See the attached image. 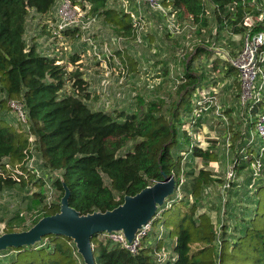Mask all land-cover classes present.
Here are the masks:
<instances>
[{"label":"trees","instance_id":"16d2710c","mask_svg":"<svg viewBox=\"0 0 264 264\" xmlns=\"http://www.w3.org/2000/svg\"><path fill=\"white\" fill-rule=\"evenodd\" d=\"M70 1L83 9L89 8L90 15L102 17L117 35H133L134 26L130 15L111 7L113 0ZM57 2L0 0V93L3 95L0 110L5 111L10 101H19L25 105L28 113V129L8 124L5 121L7 112L1 113L0 172L10 173L7 178L10 181L13 170L19 167L23 172L20 181H17L20 183L24 182L27 173L37 174L28 166L33 156L30 141L33 135L36 140L34 155H40L41 167L49 171L51 176L48 179L59 194V202L46 205L43 215L34 220L32 227L26 230H20V226L13 227L12 222L20 218L17 214L10 220L6 233L29 231L43 218L60 213L61 202L67 191L70 192V207L87 216L112 211L121 206L126 197H134L164 181L165 176H173L182 199H171V207L167 209L163 206L160 215L162 217L169 213L168 221L171 224L176 222L178 226L173 249L176 259L166 264H264V153L257 157L261 168L256 181L252 169L255 159L242 154L248 142H241L235 170L243 172L242 168L247 166L252 175L242 185L233 183V191L228 189V193L232 197L238 196L239 189H242L240 203L252 205V209L246 207L240 213L242 228L237 222L232 230L222 224L221 235L212 217L200 211L207 188L215 182L213 174L202 168L189 175L183 167L181 154H173L180 134L186 142L190 138L187 131L181 133V126L190 120L197 91L202 86L203 77L199 71H195L194 59L187 62L183 82L177 86V99L171 105L159 101L150 103L142 111L95 110L89 104L90 93L79 69L68 71L66 64H58L59 59L44 55L36 43L29 45L27 42L30 13L50 15ZM162 2L176 10L179 17L187 16L200 24V28L207 27L210 16H206V12L211 9L212 17L222 30H232L242 35L245 33L242 21L250 5L244 0ZM261 24L254 28V33L264 31V22ZM70 34L76 36L79 31L74 29L64 32L65 37ZM202 53L209 54L200 48L196 56ZM78 60L79 55H75L70 62L75 64ZM229 67L228 72L237 71L232 64ZM68 83L71 84L69 90ZM263 102L255 104L253 108L248 104L250 116L262 111ZM202 120L198 121L197 126ZM129 143H132L131 147ZM214 156L209 149L193 146L187 158L191 161L196 158L212 161ZM185 174L192 178L187 183L183 180ZM36 182H42L45 186L48 180L39 176ZM43 198L32 199L26 208L36 209L43 203ZM236 203L227 201L224 204L232 220L238 219L234 215L235 211L243 208H237ZM232 231L234 233H229ZM98 237L92 239L96 264H155V249L144 246V243L139 253L133 255L115 242L102 241L101 254L97 257L95 240ZM14 249L16 256L0 264H85L74 240L64 236L50 235L35 245Z\"/></svg>","mask_w":264,"mask_h":264},{"label":"rangeland","instance_id":"374dc122","mask_svg":"<svg viewBox=\"0 0 264 264\" xmlns=\"http://www.w3.org/2000/svg\"><path fill=\"white\" fill-rule=\"evenodd\" d=\"M127 1L129 2L127 10L134 7L135 12L141 11L143 15L145 14L144 9L149 11L143 5L138 9L137 0H113L111 7L125 11ZM62 5V1L58 0L52 10L53 13L47 16H39L32 11L28 19L26 39L29 45L36 43L41 52L48 57L61 59L66 55L63 64L67 65L68 71L79 69L82 73V78L87 83V91L90 93L89 104L95 110L113 112L135 109L142 111L150 103L159 101H165L168 105H171L177 99V86L183 82L186 64L192 58L194 59L195 71H200V74L207 81L203 83L202 88L198 89L197 95H205L208 102H212L209 110L202 118L209 122L210 130L206 128L199 132L198 126L192 129L190 125H187L189 121L187 120L181 126V133L187 131L191 139L195 137V144L201 146V148L212 147L215 156L212 161H202L200 158H196L194 161L189 160L187 155L191 153L193 146L187 145L182 134L179 135V143L173 148V154H181L184 159L183 167L187 174L193 175L202 168L213 174L215 182L207 188L200 211L212 217L219 235L222 234V224L229 226L232 230L239 223V228H242L239 222L241 219L240 213L246 207L252 209V205L247 206L240 203L243 197L242 189H239L241 191L237 193L238 196L232 197V194L228 193L227 185L229 183H232L231 185L233 183L234 185L237 183L242 185L246 179L250 178L252 173L249 172L247 166L242 168L244 169L243 172L235 170L237 152L241 151V148L237 149V147L244 139L248 142L241 152L245 156L251 155L255 159L252 169L256 181L259 179L257 176L261 168V162L257 157L259 154L264 153V149L261 148L263 141L257 130L258 118L261 114H264V104L259 114L250 116L244 103L240 74L235 70L228 72L231 60L242 51L244 35L231 34L222 30L221 25L212 17V10L210 9L208 20H211V23L207 28L201 27L199 32L192 30L188 27L192 26L191 19L180 15L178 19L185 27L181 34L174 35L170 33L167 29L166 20L163 19V23H157L156 21V24L152 25V28L155 26L154 30L157 31V39L147 42L145 40L147 27L141 31L139 36L124 37L117 35L111 26L104 27L98 24L100 27L97 28V25L95 26L96 22L92 24L89 32L84 33L81 31L79 35L68 37V39H66L67 37L64 38L63 35L61 37H50L48 29H51V25L54 26L56 20L59 19ZM253 11V6H250L249 13ZM145 21L148 26L149 21L146 18ZM248 23L252 24L253 21L249 20ZM84 34H88L96 42L97 51L101 55L100 58L92 54V50L90 53V47L88 49V46L84 45L85 43L82 40ZM106 44L112 56L104 60L105 55H107L105 52ZM200 48L211 53L209 61L206 58L207 55L204 59H197L196 51ZM75 55H79V60L77 63L72 64L69 62V58L71 59ZM136 59L145 62L143 69L140 71L137 68ZM214 65H220L221 69L215 71ZM227 65L228 69L224 70ZM147 70H150L151 73H148ZM67 86L69 90L71 84L68 83ZM2 99L3 95L0 93V100ZM5 112H7L5 121L8 124L27 129L18 120L8 104L5 111L0 110V117L1 113ZM196 133L198 134L194 135ZM250 142L251 145H249ZM131 145L132 143H129L128 146L131 147ZM39 158L40 155L37 153L32 162L29 163V166H32L30 169L38 173L36 175H33L32 172L27 173L24 182H17L13 176L9 181L7 178L10 177L8 176L10 173L2 174L0 172V231L4 235L8 234L6 232L9 223H11L10 220L17 214L20 215V218L14 220L12 226L16 228L20 226L22 228L20 230H26L32 227L34 220L43 215L46 205L50 206L59 202V194L55 192V188L52 187V193L51 188H49L52 186L51 180L48 179L51 174H48L49 171L45 169L46 167H41L42 161ZM232 170H235L236 173L234 181L228 178V172ZM37 175L45 177L48 183H45L44 186L42 182H36L39 177ZM191 179V177H186V174L183 177L185 183ZM175 181L177 180L175 179ZM229 189L231 190V188ZM175 197L173 193L165 201H170ZM40 198H43V203L37 206L36 209L29 210L26 208V204L30 203L32 199L40 200ZM227 201H232V203L237 201V208L243 207L242 210L239 209L234 213L238 217L237 220L236 218L233 220L229 218L227 207L224 206ZM168 215L169 213H165L164 216H160L159 219L153 222L152 231L145 240L144 246L152 249L166 248L168 252L173 253L178 235V226L176 222L171 224L168 221ZM95 245L97 247L96 255L99 257L101 254L99 238L95 240ZM15 256L16 251L14 248L0 250V262H9Z\"/></svg>","mask_w":264,"mask_h":264},{"label":"built area","instance_id":"2783aa9c","mask_svg":"<svg viewBox=\"0 0 264 264\" xmlns=\"http://www.w3.org/2000/svg\"><path fill=\"white\" fill-rule=\"evenodd\" d=\"M62 1V9L59 14V19L56 20V24L51 25V29L49 32L51 33L50 37H61L62 35L65 37L64 32L67 30H78L79 34L81 31L84 33L89 32L91 26L94 22H96V17L90 15L89 8L83 9L79 5L72 3L70 0H61ZM207 1V0H206ZM264 0H244L245 3H248L251 7L253 6L254 11L252 13H246L244 20L242 21V26L245 28V33L243 36V48L237 57L231 60V64L240 74L242 88L244 92V103L245 106L251 104L250 108L257 103L262 102L263 93H264V31L254 33V27L264 22V8H263ZM124 2V1H123ZM137 6L147 7L152 13H159L163 19L166 20L167 29L170 33L174 35L181 34L185 27L180 23L178 12L174 10L171 6H165L162 0H137ZM262 6V7H261ZM129 7V2L126 3L125 12L128 13L133 21V36L140 35L141 31L146 29V21L145 16L140 12H135L134 10H127ZM210 10L206 12V16L210 15ZM258 14L255 15L254 13ZM249 20H252L253 23H248ZM192 26L190 27L192 30L198 31L200 29V24H196L193 21ZM50 28V26H49ZM228 33L234 34L232 30L228 31ZM77 34V35H79ZM82 40L85 43L84 45L90 47V53L92 50V54L98 56L101 55L98 53V47L96 42L88 36V34H84L82 36ZM94 50V52H93ZM105 55L104 60L111 57L110 50L108 45H105ZM81 60V59H80ZM110 61V59H109ZM58 64H63V61L59 59ZM212 102H208V99L205 95H199L195 100V107L193 113L191 115L190 120L187 122V125H190L192 129L197 126L198 121L203 118L206 112L209 110L210 104ZM10 108L16 114L18 120L27 127L28 121V113L26 111L25 105L19 101H10ZM257 130L263 141V149H264V114H261L258 118ZM28 129V128H27ZM189 132V131H188ZM31 141V152H33V156L29 159V163L35 158V137L32 135L30 137ZM251 145V142L249 143ZM28 163V166H29ZM10 168L9 165H7ZM32 168V166H29ZM38 173V172H37ZM20 175H23V172L19 167H16L13 170V178L17 181H20ZM228 178L230 180L235 179L236 173L235 170L228 172ZM177 183V182H176ZM232 184V183H231ZM230 183L227 185L228 189L231 188ZM226 186V185H225ZM226 186V187H227ZM51 193L53 192L52 186ZM175 198L182 199V194L180 189L177 187L174 191ZM173 201H165V203L158 207L156 214L152 217V219L145 225L141 226L134 233L133 239L129 240L125 235L123 230L120 231H112V232H104L99 235L100 242H108L112 241L119 244L123 249L127 250L129 253L136 255L139 253L140 249L143 247V243L147 239L149 233L152 231L153 222L156 219L160 218V215L163 212L161 208L165 206V208H170ZM4 234L0 231V238L3 237ZM155 264H166L170 260H175L176 255L170 253L166 250V248L155 249Z\"/></svg>","mask_w":264,"mask_h":264},{"label":"water","instance_id":"95a60500","mask_svg":"<svg viewBox=\"0 0 264 264\" xmlns=\"http://www.w3.org/2000/svg\"><path fill=\"white\" fill-rule=\"evenodd\" d=\"M175 188V177L165 176L164 181L134 197H126L118 208L87 216L70 207V192L67 191L61 202L60 213L43 218L29 231L4 235L0 238V250L32 246L50 235L64 236L74 240L85 264H96L93 238L104 232L123 230L127 238L132 240L136 230L152 219L158 207L174 193Z\"/></svg>","mask_w":264,"mask_h":264},{"label":"crops","instance_id":"0c3cea01","mask_svg":"<svg viewBox=\"0 0 264 264\" xmlns=\"http://www.w3.org/2000/svg\"><path fill=\"white\" fill-rule=\"evenodd\" d=\"M133 9H134V7H133ZM132 9V10H133ZM144 12H145V14H144V16L146 17V19L149 21V27L147 26V24H146V27H147V32H146V35H145V40H146V42L147 41H150V40H155V39H157V31L156 30H154V27L152 28V25L155 23L156 24V21H157V23H163V18H162V16L159 14V13H152V12H150V11H148L147 9H144ZM97 20H96V23H95V26L97 27V28H99L100 26L98 25V24H101L102 26H104V27H107V26H109V25H107L105 22H104V20H103V18L102 17H97L96 18ZM213 19V18H212ZM210 23H211V20H208V25H207V27L208 26H210ZM207 27H204V28H207ZM71 36H72V34H70ZM71 36H69V37H71ZM73 37V36H72ZM66 39H68V37L66 38ZM152 45V44H151ZM150 45V46H151ZM40 50V49H39ZM206 55L208 56V57H206ZM65 57H66V55H64L62 58H61V60L63 61V62H65L64 60H65ZM208 58V61H209V59H211L210 57H211V53H209V55L208 54H205V53H202V54H200L198 57H197V59H204V58ZM142 59V58H141ZM141 59H136V65H137V68H139V71L141 70V69H143V67H144V61L142 60V61H140ZM71 61V59L69 58V62ZM68 62V63H69ZM195 62V61H194ZM214 67H215V71H216V69H221V67H220V65H214ZM147 72L148 73H151V71L150 70H147ZM146 73V72H145ZM199 73H200V71H199ZM201 75V74H200ZM202 77H203V79H202V86H203V83L204 82H207V81H205V77L203 76V75H201ZM202 86H200V88H202ZM208 124H209V122H206L205 121V119H203L202 120V122H200V124L198 125V129H199V132H202V130H204V129H206V128H208L209 129V126H208ZM210 128H212V127H210ZM210 130V129H209ZM198 133H196V134H194V135H197ZM204 137V136H203ZM245 138H246V136H245ZM244 142H246V140L244 139ZM186 143V142H185ZM240 144H241V142H240ZM187 145H191V146H198L197 144H195V137L194 138H189V140L187 141ZM198 147H201V146H198ZM241 148V145H238V147H237V149H240ZM202 149H204V150H210L211 152H213V153H215L214 152V149L211 147V148H204V147H202ZM202 160V159H201ZM203 161V160H202Z\"/></svg>","mask_w":264,"mask_h":264}]
</instances>
